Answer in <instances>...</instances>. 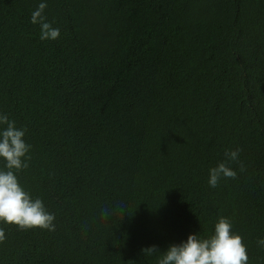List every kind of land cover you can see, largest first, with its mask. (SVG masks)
<instances>
[{
    "label": "trees",
    "instance_id": "16d2710c",
    "mask_svg": "<svg viewBox=\"0 0 264 264\" xmlns=\"http://www.w3.org/2000/svg\"><path fill=\"white\" fill-rule=\"evenodd\" d=\"M0 113L55 215L0 222V264H157L220 217L264 264V0H0ZM219 163L236 177L212 187Z\"/></svg>",
    "mask_w": 264,
    "mask_h": 264
},
{
    "label": "clouds",
    "instance_id": "9594fccd",
    "mask_svg": "<svg viewBox=\"0 0 264 264\" xmlns=\"http://www.w3.org/2000/svg\"><path fill=\"white\" fill-rule=\"evenodd\" d=\"M46 7V3H40L32 13L31 21L40 24L42 40H55L60 31L46 22L42 15ZM25 132L26 129L17 128L7 114L0 113V159L5 161L4 168L0 169V222L16 225L22 230L40 228L55 231V215L46 210L40 198L31 197L16 175L29 167L27 154L31 146L24 140ZM238 151L226 152L225 155L235 161ZM222 176L235 178L236 172L226 163H219L209 170L210 186L216 187ZM5 238V231L0 228V242ZM257 243L264 246V239ZM157 252L160 251L156 246L143 249V254L147 255ZM157 264H248L247 247L242 237L232 231L230 220L220 217L212 236L200 239L198 235H189L186 242L170 245Z\"/></svg>",
    "mask_w": 264,
    "mask_h": 264
}]
</instances>
